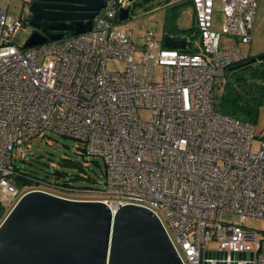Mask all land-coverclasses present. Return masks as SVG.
<instances>
[{
	"label": "built area",
	"instance_id": "built-area-1",
	"mask_svg": "<svg viewBox=\"0 0 264 264\" xmlns=\"http://www.w3.org/2000/svg\"><path fill=\"white\" fill-rule=\"evenodd\" d=\"M130 4L107 0L89 31L28 48L13 38L23 25L32 34V26L0 7L1 208L31 190L94 193L81 200L101 201L113 213L128 204L152 211L184 264H264V229L244 226L264 220V138L253 152L254 126L214 107L215 78L247 58L238 46L221 50V36L251 43L259 0H221L220 30L215 0H192L200 47L187 53L190 43L165 47L152 30L134 40L118 20ZM111 60L125 68L111 70ZM44 133L102 159L103 187L78 189L16 167L14 150L23 159L25 144ZM18 177L27 183L18 186ZM205 251L225 257L204 259Z\"/></svg>",
	"mask_w": 264,
	"mask_h": 264
},
{
	"label": "water",
	"instance_id": "water-1",
	"mask_svg": "<svg viewBox=\"0 0 264 264\" xmlns=\"http://www.w3.org/2000/svg\"><path fill=\"white\" fill-rule=\"evenodd\" d=\"M107 0H31L34 32L23 45L58 41L63 32L89 31ZM128 8L118 20L129 17ZM165 47L185 49V42L165 37ZM264 60V53L249 63ZM236 66L235 68H237ZM223 256L203 253V258ZM233 258L243 256L232 253ZM0 264H184L162 221L137 205L114 213L97 200L72 199L42 190L24 193L0 223ZM203 264H208L204 262Z\"/></svg>",
	"mask_w": 264,
	"mask_h": 264
},
{
	"label": "rangeland",
	"instance_id": "rangeland-1",
	"mask_svg": "<svg viewBox=\"0 0 264 264\" xmlns=\"http://www.w3.org/2000/svg\"><path fill=\"white\" fill-rule=\"evenodd\" d=\"M30 1L0 0V7L7 6V15L25 24L31 19V14L25 12V8L29 7ZM221 6V0H215L213 21L216 30L221 29ZM104 11L105 9L101 12L104 13ZM121 24L126 32H130L134 40L141 37L144 32L152 30L156 32L158 37L171 36L176 37L178 40H184L188 44L190 43L184 51L186 53L190 52L192 48L200 46L198 35L190 37L194 33L195 28L192 0H132L129 17L122 21ZM30 35L31 33L23 25L14 35L13 42L18 47H23ZM236 46L239 47L245 57L264 53V0H259L251 43L237 44L235 38L226 35L221 36V50ZM140 49L141 47H137V51ZM258 65L255 64V66ZM109 67L111 70L122 71L125 68V63L111 60L109 61ZM156 78L160 80L159 72H157ZM223 83V75L215 78L216 90L214 96L216 104L220 102ZM147 116V112L142 113L143 119H146ZM251 123L254 126V139L251 150L255 152L259 149L260 142L264 138V103L258 106L256 116ZM78 147L79 144L70 138L55 133H44L43 136L35 137L25 144L28 153L23 159H21L17 150H14L13 155L16 159L14 165L26 173L48 182H55L54 173L61 172L64 173L62 178L66 180L73 176L77 177L73 181L67 180L73 186L101 189L104 183L102 159L82 156ZM63 159L79 163L81 170L64 165ZM54 192L73 199H90L96 196L94 193L72 194ZM10 209L11 207L5 210L2 209L4 211L3 218ZM2 219H0V222ZM244 226L254 230H262L264 229V220L247 219L244 222ZM216 248V244L210 243L209 249Z\"/></svg>",
	"mask_w": 264,
	"mask_h": 264
},
{
	"label": "trees",
	"instance_id": "trees-1",
	"mask_svg": "<svg viewBox=\"0 0 264 264\" xmlns=\"http://www.w3.org/2000/svg\"><path fill=\"white\" fill-rule=\"evenodd\" d=\"M252 57H247L241 63L227 68L224 71V83L222 86L220 102L218 104L214 102L215 110L219 113L232 118L248 121L249 123L254 120L258 106L264 103V60L251 64L249 63V60ZM255 64L259 65L255 66ZM236 66L238 67L235 68ZM78 148L80 149L81 155L85 156L84 149L81 146ZM63 164L81 170L79 163L72 160L63 159ZM63 174L64 173L61 172H55L54 181L65 186L68 184L74 188L88 189V187L71 185L70 181L67 180L73 181L76 180L77 177L73 176L66 180L62 178ZM28 175L34 177L31 174ZM23 183H27L25 178L18 177L17 185L22 186ZM3 215L4 211H2L0 206V219L3 218Z\"/></svg>",
	"mask_w": 264,
	"mask_h": 264
},
{
	"label": "crops",
	"instance_id": "crops-1",
	"mask_svg": "<svg viewBox=\"0 0 264 264\" xmlns=\"http://www.w3.org/2000/svg\"><path fill=\"white\" fill-rule=\"evenodd\" d=\"M194 20H195V14H194ZM221 20V19H220ZM213 23H214V21H213ZM125 31V30H124ZM126 32V31H125ZM126 33H129L130 34V32H126ZM131 35V34H130ZM193 36V34L190 36V37H192ZM131 37H132V35H131ZM160 37H162V39L164 40V38L165 37H171V36H160ZM171 38H173V39H175V40H178L176 37H171ZM253 39V38H252ZM181 41H184V40H181ZM184 42H186V41H184ZM237 43V42H236ZM188 47V46H187ZM186 47V48H187ZM200 47V46H199ZM199 47H197V48H192L191 49V51L190 52H194V51H197L198 50V48ZM261 54V53H260ZM256 56V55H255Z\"/></svg>",
	"mask_w": 264,
	"mask_h": 264
},
{
	"label": "flooded vegetation",
	"instance_id": "flooded-vegetation-1",
	"mask_svg": "<svg viewBox=\"0 0 264 264\" xmlns=\"http://www.w3.org/2000/svg\"><path fill=\"white\" fill-rule=\"evenodd\" d=\"M68 35V32H63V38Z\"/></svg>",
	"mask_w": 264,
	"mask_h": 264
},
{
	"label": "bare ground",
	"instance_id": "bare-ground-1",
	"mask_svg": "<svg viewBox=\"0 0 264 264\" xmlns=\"http://www.w3.org/2000/svg\"><path fill=\"white\" fill-rule=\"evenodd\" d=\"M131 2H132V0H131ZM126 9V8H125ZM128 9L130 10V6L128 7ZM68 35H72V34H70V33H68ZM67 35V36H68ZM63 39V38H62ZM61 40V39H60ZM3 220V219H2ZM1 223V222H0Z\"/></svg>",
	"mask_w": 264,
	"mask_h": 264
}]
</instances>
